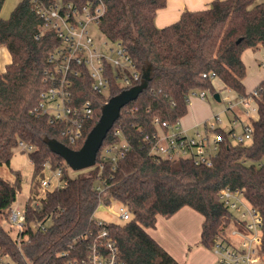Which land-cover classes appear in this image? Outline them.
I'll return each mask as SVG.
<instances>
[{
    "label": "trees",
    "instance_id": "obj_1",
    "mask_svg": "<svg viewBox=\"0 0 264 264\" xmlns=\"http://www.w3.org/2000/svg\"><path fill=\"white\" fill-rule=\"evenodd\" d=\"M5 1L0 0V46L9 49L12 60L0 70V165L11 163L20 141L34 149L27 152L33 160V182L20 241L4 221L9 220L22 176L18 172L16 180L9 181L0 175V257L7 256L14 264L83 263L95 243L103 254H110L106 244L111 241L124 264H181L148 230L156 227L159 215L169 217L189 206L204 216L201 243L212 248L235 225L234 214L219 199V190L226 185L244 188L264 216V79L255 87L256 96L247 91L243 60L246 50L264 46V2L213 0L206 9L185 10L178 21L158 27L155 18L167 0H104L99 27L109 40L126 47L140 74L136 85H144L139 96L122 108L102 144L125 140L129 144L125 156L116 164L107 161L100 174L98 154L94 167L70 177L65 160L50 150L46 139L81 148L103 105L124 88L113 76L108 94L96 92L83 69L75 78L73 95L76 104L91 99L95 116L86 122L83 137L70 143L62 134L65 124L52 123L37 110L47 86L49 55L61 40L42 28L34 0H21L8 18L1 15ZM212 72L225 88L258 103V118L252 119L253 141L233 143L232 130L218 128L223 140L211 166L190 158L152 156L155 118L177 122L188 113L186 98L191 92L206 90L214 95ZM47 161L52 169L63 167L65 184L39 197ZM99 183L103 191L97 188ZM110 197L126 205L133 217L100 224L94 212ZM48 220L46 230L34 226ZM103 229L107 235L100 237Z\"/></svg>",
    "mask_w": 264,
    "mask_h": 264
},
{
    "label": "built area",
    "instance_id": "obj_2",
    "mask_svg": "<svg viewBox=\"0 0 264 264\" xmlns=\"http://www.w3.org/2000/svg\"><path fill=\"white\" fill-rule=\"evenodd\" d=\"M35 11L41 18L43 29L53 31L61 40L60 45L50 53L51 66L46 71V88L41 92L37 110L48 117L52 123H64L62 134L72 143H77L84 135L86 122L95 116L94 103L91 99L76 104L73 95L75 78L81 76L83 69L92 79V88L99 93L108 94L111 88L113 76L118 85L124 89L136 86L140 74L126 47L120 43L109 40L100 29L101 16L106 9L104 0H88L78 3L72 0H34ZM99 29L104 40L96 36L94 30ZM207 76L206 73L203 74ZM216 78L215 73L210 74ZM253 94H258L257 89ZM208 91L198 90L191 92L186 98L191 102L192 96H198L206 100ZM253 97H239L237 103L230 102L227 109L233 110L237 104H242L247 117L244 122L242 116L234 113L230 119L233 143L249 144L253 141L254 127L252 124L253 111L250 102ZM108 102V101H107ZM218 115H215V117ZM258 118V117H257ZM181 120V119H180ZM171 123L155 118L156 131L150 138L149 153L152 156L168 159L190 158L196 164L211 166L213 158L219 151L223 135L219 132L218 123H204V129L200 124L189 133L180 123ZM242 125V132H236V126ZM119 134V131L116 130ZM149 138V136H147ZM23 150L32 151L34 147L23 141L19 142ZM129 144L123 140L121 143L100 148L98 164L102 169L107 161L116 164L119 158L125 156ZM97 154V156H98ZM33 164V160L30 158ZM97 163V159H96ZM95 163V164H96ZM53 171L52 177L43 176L41 186L43 188L39 197L45 195L52 180H57L55 187L65 184L62 179L63 167L51 168L49 161L45 163V170ZM44 170V172H45ZM54 187V188H55ZM48 188V189H47ZM53 188V189H54ZM104 190V185L99 183L97 187ZM219 199L233 214L235 225L229 229L228 234H223L215 240L212 250L217 258V264H264V216L260 208L252 204L246 196V190L231 185H226L219 190ZM121 218L130 220L133 215L131 210L121 204ZM26 214L19 207H11L8 222L16 228L15 237L21 240L25 230ZM100 224L105 221L98 220ZM36 228L46 230L45 222L34 224ZM107 235L106 229L100 233V237ZM106 247L110 254H103L95 243L92 246L88 261L73 264H124L117 259L115 247L108 241Z\"/></svg>",
    "mask_w": 264,
    "mask_h": 264
},
{
    "label": "crops",
    "instance_id": "obj_3",
    "mask_svg": "<svg viewBox=\"0 0 264 264\" xmlns=\"http://www.w3.org/2000/svg\"><path fill=\"white\" fill-rule=\"evenodd\" d=\"M20 1L21 0H17L7 14H4L2 8L1 15L4 18H8ZM212 1L213 0H167V5L158 10L155 22L158 27H165L178 21L183 11L206 9L210 6ZM261 48H264V46ZM261 48L259 47L257 50H260ZM248 50H246L243 54V60L247 69L248 59L246 57V52ZM11 60L12 55L9 49L6 46H0V70H5ZM216 78L213 79V82ZM219 81L222 84L220 89L235 92L229 88H225L223 82L220 79ZM254 82H257V79ZM247 91H250L248 87ZM199 101V104L196 106H194L191 102L188 104V115H191L189 116L191 117L190 122H187V124L183 122L185 116L180 120L181 125L189 133L194 131L197 124L207 121L214 114L211 104L203 106L201 101L205 100L199 98ZM203 222L204 216L201 213L192 207L184 206L169 217L159 215L156 227L149 229L148 231L181 264H217L216 256L213 250L201 243Z\"/></svg>",
    "mask_w": 264,
    "mask_h": 264
},
{
    "label": "rangeland",
    "instance_id": "obj_4",
    "mask_svg": "<svg viewBox=\"0 0 264 264\" xmlns=\"http://www.w3.org/2000/svg\"><path fill=\"white\" fill-rule=\"evenodd\" d=\"M17 0H6L4 7H3V12L4 14L9 13V11L12 9L14 4L16 3ZM259 2H264V0H258ZM95 34L97 37L100 39L104 40V36L101 33L99 29L94 30ZM262 46H260L261 48ZM246 57L248 59V69H247V76H246V85L250 91H253L255 87L260 83V81L263 78L264 74V48H261L260 50L257 49H251L246 52ZM257 82H254L256 81ZM260 80V81H259ZM259 81V82H258ZM216 92H219L221 94V100L218 101L214 98L213 94L208 91V95L205 101H201L203 106L211 104V108L214 111V114L204 122L200 123V129H204L205 125L204 123L207 122L208 124H211L213 122L218 123V126H221L225 130H229L231 128V123L230 119L234 116V112L238 113L242 116L244 122H247V117L245 116V111L246 109L242 104H237L233 111H230V109H227L229 106L230 102L232 103H237L239 100V97L236 95L235 92H232L230 90H224L220 89L221 88V83L218 78L215 79L213 82ZM199 98L198 96H192L191 98V103L196 106L199 104ZM228 98V99H227ZM258 103L256 100H252L250 102L251 109L253 107L256 108V105ZM205 108V107H203ZM187 113L184 117L183 122L187 124V122H190V118ZM258 112L257 110L253 111V118L257 119L258 117ZM215 115H218V117ZM236 132L240 133L242 132V125L238 124L236 126ZM65 164L68 166V174L70 177L76 176L80 172H87L89 171L92 167L85 168L82 170H75L71 166L67 164L65 161ZM20 173L22 176V183H21V190L19 191L17 195V200L14 202L13 207H19L21 210L24 211L26 203L28 201V198L31 193V188H32V182H33V165L30 162V157L26 151L23 150L22 146H18L15 148V152L13 155V158L11 160L10 164H3L0 165V175L3 176L5 179L9 181H15L16 180V175L17 173ZM45 176L47 177H52L53 176V171L46 169L45 170ZM40 179V177H38ZM42 179V177H41ZM41 181V180H40ZM38 182V184L40 183ZM57 180L53 179L52 184L50 185L49 189H53L55 187ZM48 189V188H47ZM43 188L41 186V191L42 192ZM120 206L121 203L115 199L114 197H110L109 202H101L99 206L97 207L96 211L94 212V217L98 220H103L105 222H118V223H123L127 220H124L121 218V213H120ZM51 223V220L47 221V224ZM4 225L7 229L10 230V232L15 235V231L17 230L16 228H13L8 221H4ZM229 230L225 232V234H228ZM0 261H3L7 264H14V262L9 259L7 256H1ZM217 262V258H216Z\"/></svg>",
    "mask_w": 264,
    "mask_h": 264
},
{
    "label": "water",
    "instance_id": "obj_5",
    "mask_svg": "<svg viewBox=\"0 0 264 264\" xmlns=\"http://www.w3.org/2000/svg\"><path fill=\"white\" fill-rule=\"evenodd\" d=\"M143 85L124 89L103 105L99 120L88 134L81 148L73 149L56 138H48L46 143L50 150L60 155L75 170L94 166L103 141L114 126L122 108L139 96ZM213 96L216 100H221L219 92H216Z\"/></svg>",
    "mask_w": 264,
    "mask_h": 264
}]
</instances>
